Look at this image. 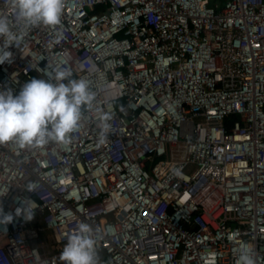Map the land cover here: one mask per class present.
Returning <instances> with one entry per match:
<instances>
[{"label":"built area","instance_id":"2783aa9c","mask_svg":"<svg viewBox=\"0 0 264 264\" xmlns=\"http://www.w3.org/2000/svg\"><path fill=\"white\" fill-rule=\"evenodd\" d=\"M8 51L0 89L63 68L97 103L66 147L0 144V264H61L81 222L101 264H236L242 247L264 264V0H65Z\"/></svg>","mask_w":264,"mask_h":264},{"label":"clouds","instance_id":"9594fccd","mask_svg":"<svg viewBox=\"0 0 264 264\" xmlns=\"http://www.w3.org/2000/svg\"><path fill=\"white\" fill-rule=\"evenodd\" d=\"M4 3L18 14L22 28L14 30L9 19L0 15V39L4 41L0 45V64L12 61L13 54L8 49L19 43L24 31L36 26H60L65 7V0H4ZM22 52L26 55V50ZM72 77L70 70L57 68L51 80L33 78L18 92L10 87L0 89V144L12 143L21 150H38L49 144L68 146L72 134L83 127L85 110H93L97 103V93L89 81ZM111 119L107 113L100 114L101 144L110 132ZM23 205L17 212H23L31 220L35 202L25 199ZM12 219L11 214L5 215L0 208V224L7 225ZM103 238V233L90 224L79 223L78 231L67 237L59 257L61 264H101L99 241ZM236 264H257L254 249L242 247Z\"/></svg>","mask_w":264,"mask_h":264},{"label":"trees","instance_id":"16d2710c","mask_svg":"<svg viewBox=\"0 0 264 264\" xmlns=\"http://www.w3.org/2000/svg\"><path fill=\"white\" fill-rule=\"evenodd\" d=\"M234 120H236V118H234V117L226 119L227 126H230Z\"/></svg>","mask_w":264,"mask_h":264}]
</instances>
